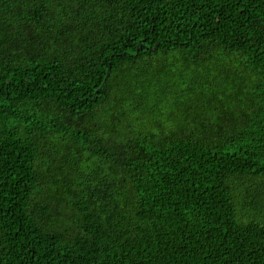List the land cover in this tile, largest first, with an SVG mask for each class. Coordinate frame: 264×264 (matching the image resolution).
<instances>
[{
  "label": "trees",
  "instance_id": "16d2710c",
  "mask_svg": "<svg viewBox=\"0 0 264 264\" xmlns=\"http://www.w3.org/2000/svg\"><path fill=\"white\" fill-rule=\"evenodd\" d=\"M0 264H264V0H0Z\"/></svg>",
  "mask_w": 264,
  "mask_h": 264
}]
</instances>
